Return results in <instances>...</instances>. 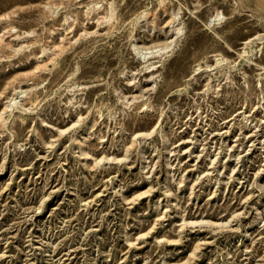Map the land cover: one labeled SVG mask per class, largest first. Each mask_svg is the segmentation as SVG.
Wrapping results in <instances>:
<instances>
[{"label": "rangeland", "instance_id": "obj_1", "mask_svg": "<svg viewBox=\"0 0 264 264\" xmlns=\"http://www.w3.org/2000/svg\"><path fill=\"white\" fill-rule=\"evenodd\" d=\"M0 264H264V0H0Z\"/></svg>", "mask_w": 264, "mask_h": 264}, {"label": "bare ground", "instance_id": "obj_2", "mask_svg": "<svg viewBox=\"0 0 264 264\" xmlns=\"http://www.w3.org/2000/svg\"><path fill=\"white\" fill-rule=\"evenodd\" d=\"M151 51V50H150ZM158 51H160V50H158ZM154 52V51H153ZM156 52V51H155ZM154 52V53H155ZM145 54H147V53H149L148 51L147 52H144ZM159 54V53H158ZM144 57H145V55H144ZM144 59V58H143ZM146 68H154V66H153V63H148L146 66H145ZM17 92H20L21 93V91H17Z\"/></svg>", "mask_w": 264, "mask_h": 264}]
</instances>
